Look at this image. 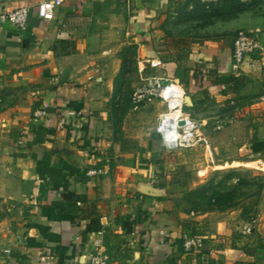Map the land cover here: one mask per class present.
Wrapping results in <instances>:
<instances>
[{
    "label": "crops",
    "instance_id": "1",
    "mask_svg": "<svg viewBox=\"0 0 264 264\" xmlns=\"http://www.w3.org/2000/svg\"><path fill=\"white\" fill-rule=\"evenodd\" d=\"M41 1L0 0V12L32 9L25 31L0 23V84L22 88L0 109V264H84L98 241L110 264H264V191L251 221L186 212L188 188L163 179L155 138L117 137L113 116L120 52L134 46L141 79L172 81L189 102L235 101L248 134L239 162L264 170V52L233 59L239 30L264 45V4L203 25L183 14L187 0H62L52 20L37 15ZM37 108L47 116L34 121ZM141 109L124 115L125 131ZM107 159L108 173L86 174ZM193 228L212 257L184 252Z\"/></svg>",
    "mask_w": 264,
    "mask_h": 264
},
{
    "label": "rangeland",
    "instance_id": "2",
    "mask_svg": "<svg viewBox=\"0 0 264 264\" xmlns=\"http://www.w3.org/2000/svg\"><path fill=\"white\" fill-rule=\"evenodd\" d=\"M243 1L248 2L249 0ZM135 66H137V70H133L126 77V90L125 88H120L119 91H122V94L118 93V97L114 99V111L123 106L125 97L132 98L134 92L138 88L153 86L150 81L141 79L137 58H134L130 64L131 68ZM0 85V109H2L6 104H9L11 100H15L14 97L22 88L12 89L11 86L5 85L3 81ZM185 96L184 92L183 110L201 123L197 130L196 141L193 146L182 147L173 152L160 151L159 140L156 138L157 120L156 116L153 115V112L156 110L164 112L167 108L166 104L160 98L142 106V108L146 110L145 113L141 115L137 113V115L131 117V122H128L131 124H127V126L129 125L128 131H125L120 125L121 122H123L124 115L121 116L119 111L117 115H115L113 111V116L115 118V135L117 137H123V135H125L127 138L134 140L155 138L158 150L157 157L163 163V179L167 181H176L177 183H181L182 186H186L188 189L195 188L207 182L219 170L226 171L238 169L242 171L243 174L264 176V170L260 169L261 167H259L260 164L258 162L250 163V165H247V162H239V159H249L247 154L241 153L239 150V145L244 143L248 138L247 130L242 128V123L239 122L240 119H244L243 115H241L234 106L232 107L227 103L218 107L215 100L206 99L189 102ZM218 108L219 112L217 111ZM141 110V108L139 110H134L132 105L128 111L140 112ZM202 120L204 121L202 122ZM235 159H237V161H235ZM257 198V195H255L251 198L243 199L240 206L235 208V210H238L242 215L243 207L249 208L250 210L252 208V210L258 208L259 213L261 199L257 207L254 204ZM258 213L251 211L242 218L247 220L252 216H257Z\"/></svg>",
    "mask_w": 264,
    "mask_h": 264
},
{
    "label": "built area",
    "instance_id": "3",
    "mask_svg": "<svg viewBox=\"0 0 264 264\" xmlns=\"http://www.w3.org/2000/svg\"><path fill=\"white\" fill-rule=\"evenodd\" d=\"M122 1L130 2V0ZM62 4V0H42L37 6V15L41 19L52 20L55 18L57 8ZM31 11L30 6H21L14 9L5 8L0 12V23H10L18 30L25 31L29 27ZM257 52H264V45L258 30H239L233 39L235 64H240L247 55ZM158 64L159 62L151 61L152 66ZM151 84L153 86L138 88L134 92L132 97L133 109L139 110L142 106L155 101L157 98L162 99L167 108L159 114L156 124V133L160 138L162 150L173 152L182 147L193 146L201 123L183 110V90L172 81L156 80ZM174 100L177 104H172ZM259 100L264 101V94L259 97ZM231 104L236 106L235 101H232ZM46 116V108H37L32 113L34 121ZM109 169L110 160L107 159L104 165L89 168L86 174L90 176L102 175L108 173ZM206 239L205 233L200 229H186L181 236V246L186 253L201 255L206 258L212 257L215 249L207 245ZM4 252L9 253L10 250L5 249ZM84 264H110L108 254L100 241L97 242L95 251L86 259Z\"/></svg>",
    "mask_w": 264,
    "mask_h": 264
},
{
    "label": "trees",
    "instance_id": "4",
    "mask_svg": "<svg viewBox=\"0 0 264 264\" xmlns=\"http://www.w3.org/2000/svg\"><path fill=\"white\" fill-rule=\"evenodd\" d=\"M263 4L264 0H249L248 2L243 0H187L186 4L182 7V12L183 14H188V18L198 20L201 24L206 25L212 24L215 21L230 20L241 13L253 10ZM190 6L192 8L187 11ZM136 56L137 50L134 46L125 47L120 52L122 63L121 69L115 79V96L122 92L119 91L120 88H125L126 90L127 75L133 70H137V66L134 68L130 67ZM132 105V98L125 97L123 106L115 109L114 114L117 115L119 111L121 116H123ZM158 161L161 162V160ZM263 191L264 176L262 175L252 176L250 174H243L238 169L219 170L207 182L183 191L178 202L182 210L186 212L227 211L238 208L243 199L257 195L258 198L254 204L258 207ZM252 209L243 207V214L241 216L244 217V215L249 214L251 211L258 213V208ZM3 216L4 214L0 212V220ZM255 217L252 216L247 220L251 221Z\"/></svg>",
    "mask_w": 264,
    "mask_h": 264
},
{
    "label": "water",
    "instance_id": "5",
    "mask_svg": "<svg viewBox=\"0 0 264 264\" xmlns=\"http://www.w3.org/2000/svg\"><path fill=\"white\" fill-rule=\"evenodd\" d=\"M182 123V122H181Z\"/></svg>",
    "mask_w": 264,
    "mask_h": 264
}]
</instances>
